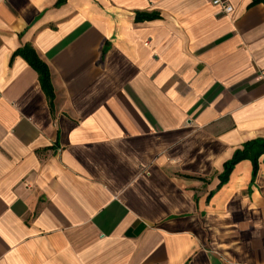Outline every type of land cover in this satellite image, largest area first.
Returning <instances> with one entry per match:
<instances>
[{"label":"crops","instance_id":"obj_1","mask_svg":"<svg viewBox=\"0 0 264 264\" xmlns=\"http://www.w3.org/2000/svg\"><path fill=\"white\" fill-rule=\"evenodd\" d=\"M0 0V264H264V0ZM49 66L54 98L21 50Z\"/></svg>","mask_w":264,"mask_h":264},{"label":"trees","instance_id":"obj_2","mask_svg":"<svg viewBox=\"0 0 264 264\" xmlns=\"http://www.w3.org/2000/svg\"><path fill=\"white\" fill-rule=\"evenodd\" d=\"M23 56L38 72L41 83L51 100L54 98V89L51 83V71L49 66L39 57L32 48L21 50ZM264 154V138L258 137L246 141L242 148L235 151L233 157L226 163L223 180H226L237 163L244 159L251 160L253 164V178L257 175L260 166V158Z\"/></svg>","mask_w":264,"mask_h":264},{"label":"built area","instance_id":"obj_3","mask_svg":"<svg viewBox=\"0 0 264 264\" xmlns=\"http://www.w3.org/2000/svg\"><path fill=\"white\" fill-rule=\"evenodd\" d=\"M214 4H220L222 6V11L224 13H231L233 11V6L227 3H224L222 0H213Z\"/></svg>","mask_w":264,"mask_h":264}]
</instances>
